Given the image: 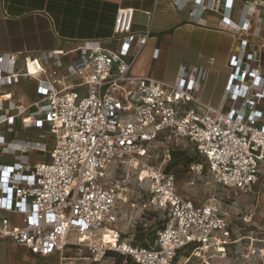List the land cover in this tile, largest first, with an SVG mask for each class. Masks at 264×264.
Wrapping results in <instances>:
<instances>
[{
    "label": "built area",
    "instance_id": "1",
    "mask_svg": "<svg viewBox=\"0 0 264 264\" xmlns=\"http://www.w3.org/2000/svg\"><path fill=\"white\" fill-rule=\"evenodd\" d=\"M190 1L192 17L221 3H174L183 9ZM237 2L222 3V20L238 40L222 99L223 105L230 103L228 109L201 99L207 75L203 66L183 65L173 81L131 75L136 45L146 44L150 35L149 30H133V7L117 10V48H105L98 40L77 47L79 58L66 65L67 76L79 80L75 84L64 82L57 51L0 53V238L40 255L59 252L61 264H70L64 255L70 244L88 249L95 262L114 251L138 264H179L178 254L191 248L187 261L201 257V264H212L214 254L232 241L228 218L212 201L197 204L184 197L174 172L144 159L150 144L166 133L190 141L218 184L249 191L264 178V39L253 38L264 0H241L235 20ZM22 77L37 81L39 98L29 106L17 104L6 90ZM18 118L25 127L48 125V131L35 140H8L6 133L15 132ZM48 133L54 138L50 159L3 161L4 154L46 152ZM205 163L194 162L191 170L201 174ZM138 167L136 179L145 182L149 195L144 206L168 215L147 245L123 238L118 230L114 238L105 234L114 229L117 203ZM10 213L20 214L22 224Z\"/></svg>",
    "mask_w": 264,
    "mask_h": 264
},
{
    "label": "crops",
    "instance_id": "2",
    "mask_svg": "<svg viewBox=\"0 0 264 264\" xmlns=\"http://www.w3.org/2000/svg\"><path fill=\"white\" fill-rule=\"evenodd\" d=\"M223 2L221 0L215 7L192 17L193 1L178 9L174 0H0V53L24 51L38 56L43 52L57 51L64 63L60 68V74L65 76L64 82L75 84L79 80L67 76L66 65L79 58L77 47L83 41L98 40L105 48H117L119 40L114 33L117 10L133 7V30H149L150 35L146 44L136 45L131 75H150L173 81L181 66H203L207 75L201 99L211 106L228 109L230 103L223 105L222 99L231 71L229 59L238 40L222 20ZM240 12L241 6L237 2L233 13L235 20L239 19ZM262 14L258 13L255 21L258 35L253 38L257 42L264 39ZM48 64L52 67L54 60L49 59ZM30 68L33 70L34 66L31 64ZM27 78L35 80L22 77L20 81ZM17 83L6 87L12 91L17 104L29 106L39 98L36 80L28 82L25 87ZM48 128V125L42 129L25 127L18 118L15 132L6 133V137L8 140H35ZM47 135L46 152L17 153L20 156L29 152L42 153L43 159H12L11 155L4 154L3 161L34 164L50 159L45 154L53 147L54 138L51 134L50 138L49 133ZM11 217L21 220L20 214L12 213Z\"/></svg>",
    "mask_w": 264,
    "mask_h": 264
},
{
    "label": "rangeland",
    "instance_id": "3",
    "mask_svg": "<svg viewBox=\"0 0 264 264\" xmlns=\"http://www.w3.org/2000/svg\"><path fill=\"white\" fill-rule=\"evenodd\" d=\"M239 6L241 4L238 2ZM264 16V8H261ZM25 80V81H23ZM17 84L25 87L29 78ZM25 82V83H23ZM25 89V88H24ZM17 94V93H16ZM38 134V132H36ZM49 137L52 136L49 134ZM149 156L144 159L148 164H163L167 171L176 175L178 191L186 198L192 199L197 204L207 201L214 202L222 215L230 222L232 241L224 252L214 254L210 259L212 264H264V178L249 191H235L216 183L208 169L207 163L195 150L194 145L183 138L166 133L160 134L150 146ZM53 147L45 154L51 157ZM12 159L35 160L43 159L42 153L29 152L27 155H11ZM204 162V170L196 174L191 170L194 162ZM140 167V166H139ZM133 169L128 176L127 192L117 203L116 212L118 219L114 229L106 230L120 235L135 244L153 243L156 232L163 227L167 220V212L144 206L148 199L145 182L139 184L136 172ZM116 174L121 175L122 170L117 169ZM127 198V199H126ZM19 225L22 222L19 220ZM191 248L182 250L176 259L179 264H201V257H192L187 261ZM64 255L70 264H135L117 252L110 251L99 262L93 261L89 250L70 244L65 247ZM59 252L51 255L36 254L16 244L11 238H0V264H61Z\"/></svg>",
    "mask_w": 264,
    "mask_h": 264
},
{
    "label": "trees",
    "instance_id": "4",
    "mask_svg": "<svg viewBox=\"0 0 264 264\" xmlns=\"http://www.w3.org/2000/svg\"><path fill=\"white\" fill-rule=\"evenodd\" d=\"M126 257V256H125ZM126 258H128V259H130L132 262H134L130 257H126ZM135 264H138V263H136V262H134Z\"/></svg>",
    "mask_w": 264,
    "mask_h": 264
},
{
    "label": "bare ground",
    "instance_id": "5",
    "mask_svg": "<svg viewBox=\"0 0 264 264\" xmlns=\"http://www.w3.org/2000/svg\"><path fill=\"white\" fill-rule=\"evenodd\" d=\"M110 237L114 238L115 236H114V234H111Z\"/></svg>",
    "mask_w": 264,
    "mask_h": 264
},
{
    "label": "snow or ice",
    "instance_id": "6",
    "mask_svg": "<svg viewBox=\"0 0 264 264\" xmlns=\"http://www.w3.org/2000/svg\"><path fill=\"white\" fill-rule=\"evenodd\" d=\"M6 175V174H5Z\"/></svg>",
    "mask_w": 264,
    "mask_h": 264
}]
</instances>
